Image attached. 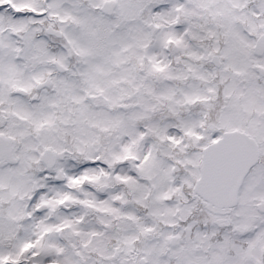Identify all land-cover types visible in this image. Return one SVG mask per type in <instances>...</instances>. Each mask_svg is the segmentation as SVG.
I'll list each match as a JSON object with an SVG mask.
<instances>
[{
  "label": "snow or ice",
  "instance_id": "snow-or-ice-1",
  "mask_svg": "<svg viewBox=\"0 0 264 264\" xmlns=\"http://www.w3.org/2000/svg\"><path fill=\"white\" fill-rule=\"evenodd\" d=\"M0 264H264V0H0Z\"/></svg>",
  "mask_w": 264,
  "mask_h": 264
}]
</instances>
